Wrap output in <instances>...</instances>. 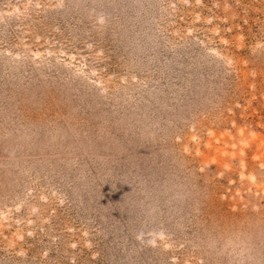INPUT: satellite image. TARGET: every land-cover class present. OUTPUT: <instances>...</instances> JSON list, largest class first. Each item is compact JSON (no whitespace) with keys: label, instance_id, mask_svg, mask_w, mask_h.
<instances>
[{"label":"rangeland","instance_id":"374dc122","mask_svg":"<svg viewBox=\"0 0 264 264\" xmlns=\"http://www.w3.org/2000/svg\"><path fill=\"white\" fill-rule=\"evenodd\" d=\"M0 264H264V0H0Z\"/></svg>","mask_w":264,"mask_h":264}]
</instances>
